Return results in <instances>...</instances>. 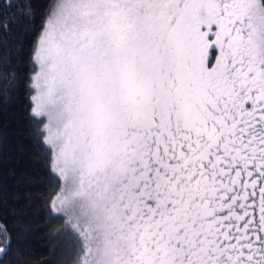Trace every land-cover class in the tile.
Listing matches in <instances>:
<instances>
[{
  "label": "snow or ice",
  "instance_id": "snow-or-ice-1",
  "mask_svg": "<svg viewBox=\"0 0 264 264\" xmlns=\"http://www.w3.org/2000/svg\"><path fill=\"white\" fill-rule=\"evenodd\" d=\"M34 3L0 101H29L58 264H264V0H0V31Z\"/></svg>",
  "mask_w": 264,
  "mask_h": 264
},
{
  "label": "trees",
  "instance_id": "trees-1",
  "mask_svg": "<svg viewBox=\"0 0 264 264\" xmlns=\"http://www.w3.org/2000/svg\"><path fill=\"white\" fill-rule=\"evenodd\" d=\"M33 7L37 11L32 24L17 16L21 22L10 25V33L0 31V63L9 52L12 59L21 55L18 42L23 43L25 55L30 52L42 10L41 3ZM28 103L23 87L0 101V221L12 236V247L0 257V264H58L61 253L53 254L49 242L52 229L43 211V202L51 190L47 161L40 144L29 133L33 125L26 111Z\"/></svg>",
  "mask_w": 264,
  "mask_h": 264
}]
</instances>
